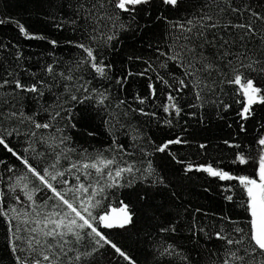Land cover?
Here are the masks:
<instances>
[{"label":"trees","instance_id":"obj_1","mask_svg":"<svg viewBox=\"0 0 264 264\" xmlns=\"http://www.w3.org/2000/svg\"><path fill=\"white\" fill-rule=\"evenodd\" d=\"M76 3L77 0H0V17L17 19L29 31L43 33L48 39L58 41V46L54 48L46 41L25 39L12 23L0 25V43L9 45L10 53H15L17 48L23 53L24 58L19 61L17 69L18 78L28 84L34 80L44 81L41 88L44 94L39 98H34L30 93L13 94L10 87L0 89V117H3L0 118V133L11 132L12 135L6 137L9 147L28 158L38 170L48 168L49 171L65 172L63 178L69 181L68 185L63 186L65 188H71L77 183L75 175L78 173L75 170L68 173L66 169L83 158L85 152L82 150L92 157L99 153L108 158L115 156L121 166L124 162L135 163L141 171L136 173L132 187L109 188L104 193L105 207L113 211L119 210L120 201H131L136 211L134 225L126 230H113L111 239L127 251L137 264H188L176 254L161 255L162 244H173L177 252L189 257L191 264H213L217 257L211 256L209 250L215 251L221 242L214 238L209 240L203 235L194 239L190 228L193 224L197 229L203 226L206 231L218 228L222 223L220 216L231 217L241 227H245L247 213L240 206V201L244 198L243 189L237 181H221L204 172L186 173L184 169L189 163H212L214 166L219 164L225 171H232L233 174L253 175L256 171L255 162L239 165L232 161L237 151L258 157L257 141L264 137V105H254V115L247 121H241L237 112L243 106L244 98L238 94L236 85L217 83L213 87L210 80L199 100L191 87L177 93L175 89L178 83L172 78L175 77L177 81L183 78L182 68L171 61L166 68L160 67L165 57L157 59L159 54L155 50L157 45L161 50H167L165 45L168 42L166 36L169 27L158 21L149 28L137 30V23L142 25L150 19L143 13H140L135 22L127 18V14H122L121 19L126 25H131V29L120 32L119 40L103 47V51L99 53L104 63L112 66L107 78L100 77L89 65L80 63L85 56L83 51L66 43L69 40L88 43V32L85 31L83 22L78 20L75 26L70 23ZM201 4L202 0H183L181 7L168 8L164 15L169 21H180L184 17L193 16L199 11ZM155 14L154 10L153 16ZM58 22L64 24L62 30L55 27ZM9 52H0V63L5 67L12 60ZM136 57L141 59L137 60ZM145 61L152 64V69L145 76H128L123 87L117 83V78L126 76L129 71L139 73L148 68ZM49 64L54 68L51 75L45 71ZM13 67L16 65L13 64ZM32 73H35L34 77ZM60 73H64V76L59 75ZM157 74L164 76L172 88L161 84L156 79ZM3 75V70L0 69V76ZM66 76H71L72 80L65 79ZM149 77L157 87L156 97L149 96ZM213 79L219 81L220 77L213 74ZM81 84L88 87L91 99L83 100L86 94L80 88ZM94 89L100 92L107 90L108 100L104 105L99 104ZM168 91L177 96L183 109L178 118L170 117L163 111V105L169 103ZM72 95L80 97L83 102L71 100ZM137 96L149 98L144 104H140ZM225 104L231 105L226 111ZM141 108L147 113L154 112L155 116L141 114L138 111ZM11 111L33 117L40 123L50 122L53 127L36 129L28 119H21L20 116L8 119L7 115ZM57 111H60L61 116L54 119ZM71 113H75V116L69 121L68 115ZM168 119L172 120L171 126L165 124ZM71 123H75L76 127L72 128ZM241 123L244 124L245 131L240 130ZM56 128H60L65 136L71 138L66 147L74 149L66 152L67 158L60 156L59 160L57 154L65 145L56 147L58 142L54 137L59 135ZM177 135L183 136L189 143L172 145L164 153L155 151L156 147ZM225 140L231 144H239L240 148L229 147L224 143ZM201 143L206 144L207 148H199ZM118 145H123L125 151L120 152ZM0 161V190L7 192L8 185L15 183L16 177L24 175L26 169L2 145ZM149 161L155 175L147 173ZM53 164L56 165L55 169L51 167ZM9 168L14 171L9 172ZM27 175L30 177L28 184L31 188L38 182L30 173ZM80 182L86 183L82 175ZM229 184L233 186V190L226 193L223 189ZM16 195L22 201L26 199L24 192L18 187L15 193L5 198V207L15 206ZM226 195H232L233 200L227 201ZM42 196L44 192L36 193L37 200ZM139 196L145 198L139 199ZM196 209L201 211L196 212ZM23 219L25 217H20V220ZM7 220V217L0 216V264H17V255L24 257L29 254L23 250L12 252V245L17 237L9 230ZM170 221H178L176 233H160L159 228ZM223 226L225 229L231 227L227 223ZM17 235L22 239L24 233L19 232ZM89 264H127V261L114 258L112 250L106 246L90 259Z\"/></svg>","mask_w":264,"mask_h":264},{"label":"snow or ice","instance_id":"obj_2","mask_svg":"<svg viewBox=\"0 0 264 264\" xmlns=\"http://www.w3.org/2000/svg\"><path fill=\"white\" fill-rule=\"evenodd\" d=\"M182 5L183 0H77L73 6V19L70 23L75 26L78 20L83 22L85 31L88 32V43L72 40L66 43L83 51L85 56L80 63L89 65L100 77L107 78L112 66L110 63L105 64L103 57H99V53L103 51V47L118 41L120 32L131 29V25H126L121 19L122 14H127V18L133 22L140 13L150 18L142 25L136 24V29L140 31L151 27L153 23L162 21L169 27V33L166 36L168 42L165 45L167 50H161L159 45L155 50L159 54L157 59L160 56L165 57L160 67L166 68L171 61L183 70V78L178 81L175 77L172 78L175 83H178L175 91L179 93L191 87L199 100L202 92L208 88L210 80L213 87L217 83L236 85L238 94L244 98L243 106L237 115L241 121H247L254 115V105H264V0H255V2L253 0H202L199 11L193 16L184 17L180 21H169L164 11L168 8L177 9ZM154 10L155 16H153ZM7 23L14 24L19 34L27 40L46 41L54 48L58 46L57 40H50L40 32L29 31V28L17 19L0 17V25ZM55 27L62 30L64 24L58 22ZM13 47L16 46L13 45ZM0 52H9V45L0 43ZM9 55L12 60L7 67L0 63V69L4 73L0 76V89L10 87L13 94L22 92L33 94L34 98L43 96L44 93L41 91L44 86L43 80H34L28 84L18 78L17 69L19 61L24 58L23 53L17 48L15 53L9 52ZM129 59L132 58L129 57ZM136 59L141 58L136 57ZM145 62L148 68L139 73L129 71L126 76L117 78V83L123 87L127 83L128 76H145L152 69L151 62ZM13 64L16 67H13ZM45 71L50 75L53 74V65H47ZM213 74L220 77L219 81L213 79ZM31 75L34 77L35 73ZM59 75L64 76V73ZM65 79L72 80V77L66 76ZM156 79L168 88H172L164 76L157 74ZM149 81V96L156 97L157 87L151 82V77ZM80 88L86 94L83 100L92 98L85 84H81ZM93 92L96 93L99 104L104 105L108 100L107 90L100 92L94 89ZM148 98L137 96L140 104H144ZM71 100L77 103L83 102L76 95H72ZM167 101L169 103L163 105V111L170 117H180L183 109L172 91H168ZM230 107L231 105L225 104L224 110ZM138 111L143 115L155 116L154 112L147 113L143 108ZM17 116L28 119L36 129L53 127L50 122L40 123L33 117H25L23 113L17 111H11L7 118L15 119ZM60 116V111H57L53 118ZM74 116L75 113L69 114V121H72ZM165 124L171 126L172 120H165ZM70 126L75 128L76 124L71 123ZM240 130H246L243 123L240 124ZM56 132L59 134L54 137L58 142L56 147L65 145V148L57 154V160L60 156L67 158L66 152L74 150L66 147L67 141L71 138L65 136L60 128H56ZM9 135L12 133H0V145L16 156L26 169L24 175L17 176L16 182L8 185L7 192L0 190V216L8 218L9 230L13 231V235L17 237L12 245V252L23 250L29 254L24 257L17 255V264H82V262L89 264L90 259L106 246L112 250L114 258L118 257L127 261V264H137L127 251L111 239L113 230H126L134 225L136 211L132 202L120 201L119 215H114L113 210L103 204L106 189L132 187L136 173L141 171L135 163L124 162L121 166L115 156L108 158L103 153H99L96 157H92L82 150L85 152L83 158L73 162L71 167L66 169L68 173H72L73 170L78 173L75 175L77 183L71 188H65L63 186L69 184V181L63 178L65 172L49 171L48 168L38 170L28 158L9 147L6 139ZM188 143L189 141L183 136L177 135L176 138L169 139L156 147L155 151L164 153L172 145ZM224 143L232 148H240L239 144H231L228 140ZM257 144L258 157H253L244 151H237L232 161L233 164L239 165L255 162L256 171L251 176L233 174L232 171H225L219 164L214 166L212 163H189L185 166L186 173L198 171L221 181H237L243 189L244 198L240 201V206L247 213L245 227H241L239 222L231 217L220 216L222 223L218 228L206 231L203 226L197 229L195 224L190 228L194 239L203 235L209 240L214 238L221 242L215 251L209 250L211 256L217 257L213 260V264H264V137L259 138ZM199 148L206 149L207 145L201 143ZM118 150L125 151L123 145H118ZM178 162L183 163V161ZM51 167L55 169L56 165L53 164ZM8 171L13 172L14 169L9 168ZM27 173H30L31 177L38 182L31 188H29L30 177ZM147 173L155 175L150 161ZM81 175L85 177L86 183L80 182ZM9 179L11 180V177ZM18 187L24 192L26 199L22 201L16 195L14 196L15 206L5 207V198L15 193ZM223 190L231 193L233 186L229 184ZM38 192H44V196L39 200L36 198ZM225 199L231 202L233 196L226 195ZM49 201L52 203L49 204ZM20 217L25 219L20 220ZM177 223L178 221H170L166 226H161L159 232L175 234ZM224 223L231 227L225 229ZM19 232L24 233L22 239L17 235ZM160 247L161 255L176 254L180 259L191 264L189 257L182 252H177L173 244H162Z\"/></svg>","mask_w":264,"mask_h":264},{"label":"rangeland","instance_id":"obj_3","mask_svg":"<svg viewBox=\"0 0 264 264\" xmlns=\"http://www.w3.org/2000/svg\"><path fill=\"white\" fill-rule=\"evenodd\" d=\"M113 214H114V215H119V214H120V210H114V211H113Z\"/></svg>","mask_w":264,"mask_h":264},{"label":"water","instance_id":"obj_4","mask_svg":"<svg viewBox=\"0 0 264 264\" xmlns=\"http://www.w3.org/2000/svg\"><path fill=\"white\" fill-rule=\"evenodd\" d=\"M120 210V209H119Z\"/></svg>","mask_w":264,"mask_h":264}]
</instances>
